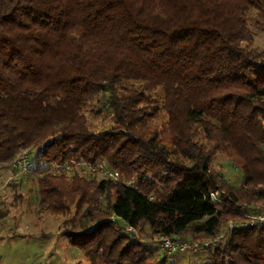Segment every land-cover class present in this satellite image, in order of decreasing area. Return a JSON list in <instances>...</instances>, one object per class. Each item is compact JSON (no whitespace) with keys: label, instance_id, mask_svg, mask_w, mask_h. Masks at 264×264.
I'll return each mask as SVG.
<instances>
[{"label":"trees","instance_id":"16d2710c","mask_svg":"<svg viewBox=\"0 0 264 264\" xmlns=\"http://www.w3.org/2000/svg\"><path fill=\"white\" fill-rule=\"evenodd\" d=\"M250 24L264 30V0H0V169L20 151L103 159L134 183L37 177L36 213L61 219L88 264H147L145 225L222 235L203 261L175 255L185 264H264V223L249 220L264 208V49ZM217 151L239 187L212 170Z\"/></svg>","mask_w":264,"mask_h":264},{"label":"rangeland","instance_id":"374dc122","mask_svg":"<svg viewBox=\"0 0 264 264\" xmlns=\"http://www.w3.org/2000/svg\"><path fill=\"white\" fill-rule=\"evenodd\" d=\"M250 27L254 33L252 45L264 49V30L253 24H250ZM102 115L101 113L99 119ZM231 159L225 152L217 151L210 166L215 173L223 175L233 186L239 187L242 184V173L230 163ZM37 177L33 174L22 178L20 187L16 189L19 182L13 177L11 168L0 169V210L2 208L5 212L6 206L9 207L8 214L0 218V264H88L82 254L68 245L65 237L59 235L61 219L36 213ZM232 222L234 221L226 223V232ZM134 232L141 240L148 242V247L152 245L147 264L155 262V259L161 256L165 257V264H171L172 260L185 264V261L176 258V254L175 256L162 253L155 243L158 237L153 236L147 225ZM221 236L206 241L213 245ZM209 253L210 249H198L190 255V259H193L192 262H200L207 259Z\"/></svg>","mask_w":264,"mask_h":264},{"label":"built area","instance_id":"2783aa9c","mask_svg":"<svg viewBox=\"0 0 264 264\" xmlns=\"http://www.w3.org/2000/svg\"><path fill=\"white\" fill-rule=\"evenodd\" d=\"M13 177L15 179L32 176H40L43 174H51L63 177L65 180H70L74 177L90 178L101 177L109 179L125 186L133 187L134 183L125 179L122 173L111 167L105 160H81V159H67L57 162L50 159H33L26 151L19 152L15 157L13 163ZM220 192L213 191L210 197L213 201L221 202ZM251 222L264 223V209L259 210L257 215L250 216ZM233 222L229 228L235 227ZM127 231H134L131 226L126 227ZM156 243L163 254L177 255L178 253L196 251L197 249L209 246V242H180L168 236H160L156 239Z\"/></svg>","mask_w":264,"mask_h":264}]
</instances>
